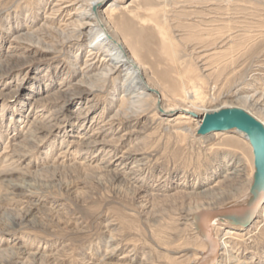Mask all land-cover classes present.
<instances>
[{"label":"rangeland","instance_id":"1","mask_svg":"<svg viewBox=\"0 0 264 264\" xmlns=\"http://www.w3.org/2000/svg\"><path fill=\"white\" fill-rule=\"evenodd\" d=\"M84 3L0 0V264H190L207 246L192 214L245 199L251 145L194 134L181 109L164 115L151 92L131 98L120 73L104 76ZM98 6L166 104L193 91L202 113L239 107L264 122V0ZM216 233L241 260L220 264H264V214Z\"/></svg>","mask_w":264,"mask_h":264},{"label":"bare ground","instance_id":"2","mask_svg":"<svg viewBox=\"0 0 264 264\" xmlns=\"http://www.w3.org/2000/svg\"><path fill=\"white\" fill-rule=\"evenodd\" d=\"M84 1L85 3L82 5L83 7L82 15H80V17H83L80 23V28L85 27L91 35L93 34V38H91V42H90L91 44H93V46L92 48H90V52L92 54H95L96 52L98 53L101 51L102 54H104V59L106 60L104 76L112 74V73H120L122 75V79L124 83H126L125 88L128 90V95H131V98L139 97L141 94H148L146 93L148 91L151 92L152 94L156 96L157 107L161 109V111H163L164 115H168V113H171L177 109H181V112L176 117L177 120L178 119H189L190 121L197 122V125L193 130L189 129L192 133L197 134L198 127L202 123L204 114L207 112H213V111L208 110L202 113L200 112L199 108L195 106V104L199 102L198 100H202V96L200 95V93H194L193 98H191V94L193 91L187 92L186 96H187V101L189 104L187 103L176 104V105L166 104L164 102V99L162 98L161 93L157 89L152 88L146 81L142 66L136 63L127 54L124 44L118 39L115 32L110 31V29L107 26L108 24L106 25V17L104 13H102L98 8L99 7L98 5L101 2V0H84ZM113 6H115V2L111 1V3L108 5L107 8H111ZM253 102H254V105L258 107L263 117L264 116V104L260 103L259 100L253 101ZM256 118L262 121L261 118H258V117ZM231 131L239 134L241 137H243V139L249 142V140L247 139L246 135L243 132H240L236 129L231 130ZM216 133H219V132H213V134H216ZM251 148H252L253 155L252 157L247 159V162L248 161L251 163L253 162L254 167L252 168L251 174L248 178V181L250 184L249 194L245 196V199L243 200L241 199L242 201H238L236 203H230L228 205H224L218 208L204 206L202 208L197 209V211H195L192 214L191 221L193 223V226H195L194 228L197 231L198 235H200V233L198 232L196 228V225L194 223V218H193L196 212H199L200 210L220 209V208H225L228 206L245 204L248 202L250 196L252 195L251 187L254 181V173H255V156H254L253 147L251 146ZM241 172H243V169L236 165V167L234 168L232 172V175H234L233 176L234 179L236 178L237 180L238 178H242L243 175ZM237 189L238 187L234 188L235 191ZM217 194L219 195L218 198L227 199L231 195H233V191H225V192L220 191L216 193V195ZM255 213H256L255 218L249 225H246L243 222H228L226 219H223L221 217L213 219L210 225H211V231H212L213 237L215 238V241L217 243L216 253L218 255H217V260L214 261L213 263L211 262V264H220V262L222 261L221 257L226 254H229V259L230 257L233 259H236L237 263L238 261L239 262L241 261L239 256H236L237 254L235 255V257H233L234 252L232 253L230 244L225 239L226 235H224V237H221L217 234L218 232L216 233V231L226 229L228 233L232 234V233H235V231L236 232L243 231V230L246 231L250 227H254V224L258 222V219H260L264 214V201H262V203L258 206ZM208 248H209V244L207 242V246L202 251H200L197 255H195V257L192 259V262L190 264H197L198 262H200L199 264L210 263L211 260H209V258L208 259L204 258V253L207 252Z\"/></svg>","mask_w":264,"mask_h":264},{"label":"water","instance_id":"3","mask_svg":"<svg viewBox=\"0 0 264 264\" xmlns=\"http://www.w3.org/2000/svg\"><path fill=\"white\" fill-rule=\"evenodd\" d=\"M243 132L253 147L255 156L254 181L249 200L245 204L228 206L214 210H200L194 214V223L200 235L208 242L209 248L204 258L217 260L216 241L211 231V222L215 218H223L228 222H243L249 225L255 218L258 206L264 201V123L250 112L239 107H223L204 114L197 134L206 136L213 132L231 130ZM198 262L197 264H199Z\"/></svg>","mask_w":264,"mask_h":264}]
</instances>
